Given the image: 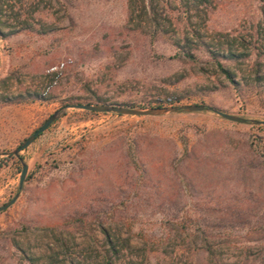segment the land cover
<instances>
[{
    "label": "rangeland",
    "instance_id": "rangeland-1",
    "mask_svg": "<svg viewBox=\"0 0 264 264\" xmlns=\"http://www.w3.org/2000/svg\"><path fill=\"white\" fill-rule=\"evenodd\" d=\"M157 1L180 36L191 29L177 0ZM0 8V95L53 99L0 103V207L20 192L23 165L8 153L66 106L101 97L146 108L180 98L177 106L249 121L210 111L137 117L68 108L21 153L30 178L0 213V264H27L25 256L58 250L60 240L101 250L96 217L132 239L133 264H264V126L250 122L264 121V92L204 93L222 78L175 57L171 36L153 41L145 26L130 25L126 0H7ZM263 19L264 0H213L200 30L205 40L243 37ZM63 61L59 76L49 72ZM80 215L84 223H64ZM205 239L215 260L201 249Z\"/></svg>",
    "mask_w": 264,
    "mask_h": 264
},
{
    "label": "trees",
    "instance_id": "trees-1",
    "mask_svg": "<svg viewBox=\"0 0 264 264\" xmlns=\"http://www.w3.org/2000/svg\"><path fill=\"white\" fill-rule=\"evenodd\" d=\"M7 0H0L4 6ZM129 10L128 23L134 28H147L148 34L153 41L160 36H171L174 47L177 49L175 57L186 59L196 64L203 73L212 76H219L222 79L217 85L203 88L204 93L216 91L220 88L232 87L236 92L243 88H252L264 92V70L262 60L264 59V19L259 22L253 32L247 36H235L230 33H216L205 40L200 27H205L208 21L209 11L213 6V0H177L175 8H180L186 14V20L191 29L183 35H179L174 23L169 17L168 8H160L157 0H126ZM3 9L0 8V15ZM198 19L199 23H193ZM199 52L208 57L211 69L202 66L203 59L197 55ZM256 58L249 71L245 70L246 63ZM54 76H56L54 74ZM53 99L44 96L43 93L29 92L23 95L8 96L0 95L2 104H21L35 102H49ZM182 101L178 98L173 105L177 106ZM95 104H110L126 107H135L131 104L112 103L107 99L95 97ZM147 106H153L149 104ZM166 103H157L154 107H166ZM94 113V112H91ZM122 116V115H119ZM14 157V156H12ZM22 163L20 159H17ZM30 178V176H28ZM85 215L71 217L65 220V224L84 223ZM100 225L103 234L101 250L95 246L94 249L75 251L60 240L59 249L51 248V252L42 257L33 255L25 256L27 264H126L125 257L133 249L130 237L124 238L113 229L105 227L99 217L95 218ZM29 231L28 228L24 229ZM204 234V232H202ZM204 250L211 260H215L216 246L204 240ZM21 252L22 249H20ZM129 251V252H128ZM128 252V253H127ZM127 254V255H126ZM129 263L133 264L130 257ZM148 264V263H146Z\"/></svg>",
    "mask_w": 264,
    "mask_h": 264
},
{
    "label": "water",
    "instance_id": "water-1",
    "mask_svg": "<svg viewBox=\"0 0 264 264\" xmlns=\"http://www.w3.org/2000/svg\"><path fill=\"white\" fill-rule=\"evenodd\" d=\"M68 108L78 109L88 112L94 113H105V114H116V115H127V116H137V117H158L165 116L169 114H179V113H195V112H203L210 111L213 112L220 117L236 122V123H248L249 121L243 117L231 115L219 109L209 107L207 105H182V106H171V107H126V106H118V105H110V104H73L70 106H66L63 109H60L53 115H51L42 125L39 127L30 137H28L17 149L8 153L9 155H13L22 161V171L20 176V185L19 191L21 192L24 188V185L27 181L29 166L28 164L23 162L21 157V153L26 151L35 141L41 136L44 132H46L53 123H55L58 119L66 114V110ZM252 124L262 125L264 126V121L251 120ZM20 192H18L9 202L0 207V213L5 212L10 207H12L16 201L20 197Z\"/></svg>",
    "mask_w": 264,
    "mask_h": 264
},
{
    "label": "built area",
    "instance_id": "built-area-1",
    "mask_svg": "<svg viewBox=\"0 0 264 264\" xmlns=\"http://www.w3.org/2000/svg\"><path fill=\"white\" fill-rule=\"evenodd\" d=\"M68 63H69V61H63V62L59 63L58 65L52 67L49 72L51 74H55L57 77L66 68ZM167 104H168V106L171 107L173 102L169 101V102H167Z\"/></svg>",
    "mask_w": 264,
    "mask_h": 264
}]
</instances>
